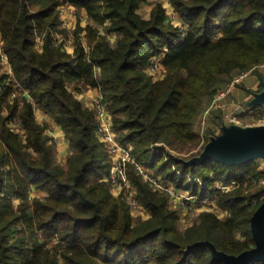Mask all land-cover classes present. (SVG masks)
<instances>
[{
  "label": "trees",
  "instance_id": "obj_1",
  "mask_svg": "<svg viewBox=\"0 0 264 264\" xmlns=\"http://www.w3.org/2000/svg\"><path fill=\"white\" fill-rule=\"evenodd\" d=\"M148 3L0 0V264H224L208 247H187L208 241L229 255L254 247L250 219L264 202L259 162L183 161L214 136L208 131L201 146L196 125L219 90L264 65V0H171L183 31L167 22L161 4L143 19L139 10ZM63 6L84 10L104 32L78 25L68 53L54 36L69 37L61 30ZM107 34H115V45ZM159 56L166 73L155 80L147 70ZM88 89L103 96L119 142L133 147L137 164L199 203L210 198L227 216L203 212L180 229L169 195L130 163L127 178L150 215L133 218L123 195L103 181L111 162L95 112L77 98ZM35 108L62 129L71 152L64 164ZM211 122L221 126L220 114ZM233 182L229 191L215 189Z\"/></svg>",
  "mask_w": 264,
  "mask_h": 264
},
{
  "label": "rangeland",
  "instance_id": "obj_2",
  "mask_svg": "<svg viewBox=\"0 0 264 264\" xmlns=\"http://www.w3.org/2000/svg\"><path fill=\"white\" fill-rule=\"evenodd\" d=\"M156 4H161L163 6V8L166 10V14L168 16L167 22L170 21L175 27L180 28V30H183L185 28V26L183 24H181V20L179 18L177 10L172 5L171 0H149V3L146 5H143L141 7V9L139 10V14L141 15V17L143 19L148 20L151 16L152 10L154 9ZM60 18L62 21L61 30H67L69 32V37L67 39H65L60 34H55L54 36H55V39L58 41V43H62L63 47L65 48V50L68 53L74 51L73 33L77 29L78 25L81 26L82 28H85L88 25L93 26V27H98L97 24H95L92 20L89 19V17L87 16V13L84 10H78L73 6L61 7L60 8ZM98 28H99V30L104 32L103 28H101V27H98ZM84 35H85L84 33L81 34V38H82V43L84 44V46H86V39L84 38ZM108 37L110 38L112 45H115V43H116L115 34H109ZM37 42L38 43H37L36 47L41 48L42 42L40 41V39ZM160 57H162V56L155 57L153 59L157 60ZM3 69H4V67H3ZM4 71H5V69H4ZM163 72L164 71L162 70L161 73L159 75H157L156 78L161 77L163 75ZM242 77H244V78L242 79ZM153 78L156 79L155 77H153ZM263 81H264V65L259 66L257 68L256 72H253V73L250 72V73L244 74L242 76L236 77L234 79V81L232 82V83L236 82L234 85L232 93L225 99V101H223V104H225L230 109L229 108H225V109L214 108L211 112L212 117L208 121L207 126L202 127L201 118H203L202 116H204L203 115L204 112L212 105L214 99L217 97V94L220 93L221 91L226 90V88L229 85H231L232 83L229 84L224 89L219 90V92L210 101V103L206 106V108H204L203 112L200 114V117L198 118V121H197L196 129L201 134V140H202L201 146L204 143V139L206 138L208 131H211L214 136L218 135L221 132L220 131L221 126L223 124L229 125L228 123H230L231 120L232 121L234 120L236 123H238L239 126H243V127L244 126L246 127V126L264 125V116H262L260 114L262 111L264 112V108L263 107H260V108L256 107V108H249L248 109L246 107V103L249 102L253 98V94H249V92L250 93L251 92L258 93L259 86ZM88 91H92L94 94L92 95V97H90L89 101H87L86 99L83 100L89 104L87 107L93 108V101L94 100H99L101 98L103 101V96L96 89L85 90L82 93L77 94V97H79L80 95H85L86 92H88ZM14 95L16 96V94H14ZM103 103H104V101H103ZM232 106H236L240 111L243 110V112L239 113V111H237L238 110L237 108L235 110L231 109ZM218 114H220V116L222 118L221 126L218 124H213L211 122L212 118L216 117ZM37 117H39L38 122L41 124H44V121L42 120V113H39L37 115ZM112 120H113V117H112ZM47 126H48L47 134L50 137L52 136L51 138H53L54 141L57 140L56 138H58V136H57L58 133L55 130V127H53V124L50 123ZM15 130L18 132L19 127L18 126H17V128L15 127ZM114 132H115V130H114ZM115 134L117 135L116 132H115ZM117 138H118L117 144L121 148L133 150V147L131 145H129L127 147L122 146L119 142L118 135H117ZM54 144H55L56 152H57V154H59V152L57 151V148L62 149V146L58 145L59 143L57 144L56 141ZM68 145H69V143H68ZM70 154H71V152H70V146H69V150L67 152L63 151L62 153L59 154V162L63 163L65 161L64 158L66 157V159H67ZM108 157H109V155H108ZM109 158H111V157H109ZM258 162L261 166L264 165V160H258ZM148 170L151 172L150 174L156 175L153 170H150V169H148ZM156 176L161 177L159 175H156ZM126 187H127L126 189L128 191H131L134 194L137 193L136 189H134L135 187L133 186V184L131 182L126 183ZM121 191H122V188H121ZM113 192L115 194L119 193V191H117V190L113 191ZM186 192L187 191L182 190L181 195H175L169 201V203H171V209L178 211V213L180 215V220H179V224H178L180 229L184 230L187 227L191 226L192 223L195 222V220L198 218V216L203 212L214 213L220 219H224L227 216V213L222 211L221 209H219L216 206V204L213 202V200H211L210 198H208L205 201L203 200L202 202L199 203L196 198H195V200L193 199V197L190 195L189 192H188L189 195L186 198L182 197V196H186V194H188ZM260 199L263 200L264 196L261 197ZM15 204H16V206L18 205V203H15ZM130 211H131L133 218H135L137 220H147L145 217L147 215L149 216V213L147 211L141 212V211H139V209H136V208L133 209V211L130 209ZM54 246H55V243L51 242L50 247H54ZM60 264H64V262L61 261Z\"/></svg>",
  "mask_w": 264,
  "mask_h": 264
},
{
  "label": "water",
  "instance_id": "obj_3",
  "mask_svg": "<svg viewBox=\"0 0 264 264\" xmlns=\"http://www.w3.org/2000/svg\"><path fill=\"white\" fill-rule=\"evenodd\" d=\"M261 106H264V87L261 92L254 93L253 98L246 103L247 108ZM220 131V134L209 138L199 156L183 163L188 167L201 166L207 161L228 166H242L264 160V125L243 127L234 123L223 124ZM250 230L254 247L239 255L221 252L208 241L190 245L186 251L205 246L209 248L216 261L224 264H264V202L251 217Z\"/></svg>",
  "mask_w": 264,
  "mask_h": 264
},
{
  "label": "built area",
  "instance_id": "obj_4",
  "mask_svg": "<svg viewBox=\"0 0 264 264\" xmlns=\"http://www.w3.org/2000/svg\"><path fill=\"white\" fill-rule=\"evenodd\" d=\"M181 24H183L185 26V28L187 27L185 25V23L181 22ZM185 28L183 30H185ZM162 58H163V56L157 60L153 59L151 66L147 70L148 75L151 77H155V78L157 77V75H159L161 73L162 70L164 71L163 75L159 78H156L155 80L163 79L165 76V73H166V70L164 69V67L162 65ZM6 60H7L6 56L3 55L2 56V62L6 61ZM235 83L236 82L232 83L231 85H229L226 88V90L221 91L220 93L217 94V97L214 99L212 105L204 112V114H203L204 116H202L203 118H201L202 127L207 126L208 121L212 117L211 112L214 108H220V109L229 108L225 104H223V101H225V99L231 94ZM12 98H15V95H13ZM261 107L264 108V106H261ZM89 108H91V107H89ZM236 108H237L236 106H232L231 109L235 110ZM258 108H260V107H258ZM91 109L95 112L96 119L98 122V131H97L98 138H99L100 142L103 144V146H104L105 150L107 151L109 157H111V158H109L111 161L110 169H109L108 174L106 176H104L103 181L106 184L111 185L112 194L114 196L118 197L120 195H123V198L125 199V201L127 202L128 206L130 207V209L132 211L135 208L139 209V211H141V212L146 211L143 208V206L140 205L138 203V201L136 200L137 193L134 194L133 192L128 191L126 189L127 188L126 183H130V181L128 180L127 175H126L127 164H129V163H133L135 165L136 171L139 173V175L142 176L144 178V180L146 182H148L155 191H161V192L168 194L170 197V200L175 195H181L182 190L177 189L172 183H167V182L163 181V178L157 177L156 175H153V174H150L151 172L148 169H145L141 165L137 164L133 159L132 149H124V148H121L117 144L118 138H117V135L115 134L114 129H113L112 115H111L107 105L105 103H103L101 98L99 100L93 101V108H91ZM237 111H239L240 113H241V111L243 112V110L240 111L239 109ZM260 114L262 116H264L263 111ZM232 123L238 125V123H236L234 120L233 121L231 120L230 123H228V124H232ZM225 125H227V124H225ZM259 171L263 175V178L261 180V184L264 185V165L260 166ZM234 187H235L234 182L226 184V185L223 183H216V185H215V189L222 190L225 192L229 191L231 188H234ZM121 188H122V191H121ZM116 190L119 191L118 194H115L113 192ZM186 193H188V192H186ZM188 195H189V193L186 194V196H182V197L186 198ZM193 199L195 200V197H193ZM170 205H171V203H170Z\"/></svg>",
  "mask_w": 264,
  "mask_h": 264
},
{
  "label": "crops",
  "instance_id": "obj_5",
  "mask_svg": "<svg viewBox=\"0 0 264 264\" xmlns=\"http://www.w3.org/2000/svg\"><path fill=\"white\" fill-rule=\"evenodd\" d=\"M0 40H1V37H0ZM69 53H73V52H69ZM2 65H3V67H4V69H5V71H6V73H8V74H11V68H10V65L8 64V61L6 60V61H3L2 62ZM244 77H242V79H243ZM233 91V90H232ZM232 93V92H231ZM94 93L92 92V91H88V92H86V94L85 95H80L79 97H77L80 101H82L86 106H88L89 104L87 103V102H85V101H83L84 99H86L87 101H89L90 100V97H92V95H93ZM42 113V120L44 121V124H47V125H49L50 123H52L53 124V127H55V130L57 131V136H58V138H56L57 140H55L56 141V143L58 144V145H61L62 146V149H60V148H57V151L59 152V154L60 153H62L63 151H65V152H67L68 150H69V145H68V143L66 142V140H65V137H64V134H63V131H62V129L59 127V126H57L56 124H55V122L46 114V112L44 111V110H41V109H39V108H35V114H36V117H37V115L39 114V113ZM240 113V112H239ZM39 119V117H37V120ZM39 121V120H38ZM52 137V136H51ZM59 147V146H58ZM59 154H57V161L59 162ZM65 159V161H66V157L64 158ZM65 161L63 162V163H61V164H64L65 163ZM60 163V162H59ZM33 196H38V197H44L45 196V194L44 193H42V192H37V191H35L34 193H33ZM150 217V215L148 216H146L145 218L146 219H148Z\"/></svg>",
  "mask_w": 264,
  "mask_h": 264
}]
</instances>
